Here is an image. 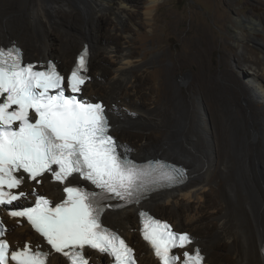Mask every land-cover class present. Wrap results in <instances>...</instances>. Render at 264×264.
<instances>
[{
  "label": "bare ground",
  "instance_id": "1",
  "mask_svg": "<svg viewBox=\"0 0 264 264\" xmlns=\"http://www.w3.org/2000/svg\"><path fill=\"white\" fill-rule=\"evenodd\" d=\"M161 1L63 0L60 4L59 0H7L6 6L0 12V42L14 38L19 43L13 41L10 45L20 46L25 57L36 54L41 59L33 60L41 62L54 58L61 62L63 68H71L78 52L88 44L97 70L93 73V69H90L92 81L85 84L83 96L92 100L93 96H101L95 101L103 100L108 105L106 111L113 125V134H123L135 129L148 137L149 133H145V130L158 125L162 120V107H166L173 99L172 71L159 63L152 73L146 71L140 75L135 70L142 66L143 60L136 63L128 48L117 51V42L105 37L109 20H114L112 22L116 23L118 31H127L132 27L125 26L126 23L131 22L137 27L140 21L136 16L142 13L148 24L154 27ZM76 8L82 12L79 16H74ZM17 9L26 16V27L19 28L7 18ZM103 13L108 14L104 16ZM261 22L253 17L249 18L250 30L256 31V25L262 27ZM54 23L62 31L57 46L49 36ZM237 29L236 35L238 41H241L244 31ZM154 36L155 33L152 37ZM182 41L188 48L182 58L187 65H198V71L190 86L196 92L194 97L198 100V107L195 112H189L188 116L193 114L195 125L202 128L203 136L194 139L195 135L183 131L185 120H178L175 130L168 134V141L163 146H149V140L137 145L126 138H118L117 142L122 146L121 152H131L137 157L146 153L162 152L171 160L184 162L183 165L190 172L189 179L179 187L166 188L152 194L139 207L108 212L105 215L106 222L131 237V227L134 222H138L139 209L144 207L155 209L156 205L163 204L171 208L172 223L177 226V230L197 229L201 218L208 215L216 219L218 226L212 230L211 235L199 236L203 243L201 240L198 243L206 251L221 247L215 241L223 240L226 244L223 249L231 255L232 264H264V147L258 145L259 138L264 141V63L255 56H249L243 59L244 66L238 64L237 72L225 66L220 73H215L207 67L211 48L209 32L204 29ZM101 51L106 54L107 62H114L112 71L97 63L103 57L99 55ZM99 67L105 71L106 77L99 71ZM139 76L142 80L137 79ZM188 76L189 72L182 80H186ZM145 78H150L157 85L155 106H148L143 92L139 90L142 87L139 81L145 83ZM238 96H244L246 110L237 103ZM253 101L260 104L258 109L262 111L257 116V121L254 120L251 109ZM236 110L247 128V134L243 137L245 146L241 148L236 144L237 129L240 127L233 125ZM146 157L166 159L151 155ZM43 183L40 190L51 198L62 194L59 184H52L48 177H44ZM216 183L218 185H214ZM130 216H134L136 221L130 220ZM12 229L13 240L26 238L23 234L30 231L27 225ZM148 252L142 260L148 259L154 264L157 263L152 253ZM56 263L66 264L60 256L53 257L52 264Z\"/></svg>",
  "mask_w": 264,
  "mask_h": 264
},
{
  "label": "snow or ice",
  "instance_id": "2",
  "mask_svg": "<svg viewBox=\"0 0 264 264\" xmlns=\"http://www.w3.org/2000/svg\"><path fill=\"white\" fill-rule=\"evenodd\" d=\"M88 54L85 48L66 80L54 63L38 70L24 62L20 48L0 47V207L20 202L9 215L26 218L70 264H89L86 248L110 257L111 264H136L134 250L103 220L108 208L121 205L106 202H139L150 187L182 182L185 170L159 161L139 165L119 150L105 104L78 95L90 79ZM45 173L61 184L82 179L98 191L66 185V198L53 204L22 190L27 180ZM30 195L34 206L26 207ZM141 216L143 237L161 264H204L198 242L187 232L173 231L147 213ZM6 232L0 220V264H47L48 252L29 244L13 248ZM174 249L183 251L174 254Z\"/></svg>",
  "mask_w": 264,
  "mask_h": 264
},
{
  "label": "rangeland",
  "instance_id": "3",
  "mask_svg": "<svg viewBox=\"0 0 264 264\" xmlns=\"http://www.w3.org/2000/svg\"><path fill=\"white\" fill-rule=\"evenodd\" d=\"M62 1L63 0H59L60 4H62ZM6 2L7 0H0V12L6 6ZM75 12L74 16H79L80 13H82L78 8H76ZM107 14L108 13H103L104 16ZM251 17L262 21V27L256 25L257 30L251 31L250 24H248L249 18ZM7 18H9V21L18 25L19 28L26 27L27 18L20 9L11 13L10 16L8 15ZM136 18L140 21V23H138L139 27L137 26V28L129 22V24L126 23L125 26L130 25L132 28L127 31H118L115 27L116 23L112 22L114 20H109V23L107 24L108 31L106 32L105 38H111L117 42V51L128 48L133 54L132 59L136 61V63L143 60L142 66H138L135 70V72L140 73V75L146 71L152 73L157 66L163 63L166 68L172 71L171 79L174 96L170 104H166V107H162V120L159 121L158 125L156 127L150 126L147 130H145V133H149L148 137L143 136L142 133H139V130L135 129L128 130V132L123 134L120 132H114V135L117 139L119 138L121 140L124 138L127 140L131 139L130 141L134 145L149 140V146H163L168 141V134L175 130L178 120H185L183 121V123L186 124L185 130H181L195 135L194 139L202 137L203 130L201 127L195 125V119L192 118L194 117L193 114L192 116H188L189 112H195L196 107H198V100L194 97V93L196 92L190 89L191 83L194 80V75L198 71V65H187L185 60L182 58L185 51L188 50L187 46H184L182 40L184 38L191 37L192 35H196L198 31L200 32L204 29L209 32L211 48L208 53L207 67L215 73H220L225 66L229 67L231 71L237 72L238 66H244L245 64L242 62L243 59L249 56H255L261 63H264V0H162L156 12L154 27L148 24L143 13L142 15L136 16ZM237 28L244 31L241 41H238L236 35V32H238ZM61 32L62 31H60L59 26L55 23L53 24L51 31H49L50 40H53V43L56 46L58 38L62 35ZM154 33L155 36L153 38L152 36ZM101 34L104 35L105 33ZM255 38L258 40H255ZM13 41L19 43L13 38L10 41L7 40L3 43L0 42V44L8 46L13 43ZM21 46L24 48L23 45ZM99 55H102L103 57L99 58L97 63L103 68H106L108 71H112V63L114 62H107L105 58L106 54L102 51ZM33 58L41 59V57L36 54L33 56H26L27 60H33ZM93 59L94 58H92L91 54L90 69L92 68L94 73L97 70V67L96 64H94L95 59ZM92 60L93 64L91 65ZM58 65L61 70L67 71L69 68V66L63 68L60 61H58ZM100 69L101 67H99V71H102L106 77L107 75L105 71ZM187 72H189L188 78L186 80H182ZM91 77L93 76L91 75ZM137 79L142 80L140 76ZM146 79L147 78L143 79V82L145 83L139 81L142 85L139 90L143 92L142 95L146 99V101L144 100L145 103H147L148 106H155L157 85L150 78H148L147 81ZM222 81L226 82L225 80ZM230 83L231 82H228L229 85ZM231 85L234 86L232 83ZM92 98L95 100L97 98H101V96L97 95ZM236 101L240 106L245 108L246 101L244 96H238ZM161 102L162 101H160V103ZM121 106L122 103L120 104V107ZM258 106H260V104L253 101L251 109L254 120L256 121L257 116H260L262 113V111H259ZM233 125L237 128L240 127V129H237L238 136L236 144L238 148H241L242 146H245L243 137L247 134V128L244 125L243 118L238 116L237 110L233 116ZM136 133L139 135H134ZM258 145L261 148L264 147V141L262 138L258 139ZM160 151H162V149ZM122 153L140 161L145 160L147 155H151L152 157L168 158V160H171L170 157L166 156L162 152H158L157 154L146 153L140 157H137L131 152ZM171 161L184 166V162L179 160L172 159ZM214 185H218V183ZM42 187L43 186H40L39 189H42ZM57 195L60 196L59 198L62 197L61 194ZM58 196L55 195L52 198L56 201L58 200ZM142 209L173 222L171 217L173 215L171 213V208H167L166 206H163V204L156 205L155 209H147L145 207ZM129 219L135 220L134 216H130ZM136 223L137 222H134L131 227V237L126 234L125 236L131 241V243L135 244L138 250V255L142 260L143 253L139 249V243L134 240V238L138 236ZM199 223L200 225L197 229L196 227L192 228V231H189L187 228H181L180 230L190 232L193 239H195V242H199L201 240V243H203L201 237L206 234L211 235L213 233L212 230L217 228L218 225L216 219L208 215L201 218ZM11 227H17L16 223L12 222ZM12 228L9 232V239H12L11 236L14 233V229ZM27 234L28 233L23 235L25 236ZM215 242H217V244H221V247L213 248L210 252L206 251V249L203 248L204 246L199 243H196L195 245H200L203 250L205 249L204 252H206L208 261L211 264H232L231 255L223 249L225 247L224 245H226L224 241L216 240Z\"/></svg>",
  "mask_w": 264,
  "mask_h": 264
},
{
  "label": "trees",
  "instance_id": "4",
  "mask_svg": "<svg viewBox=\"0 0 264 264\" xmlns=\"http://www.w3.org/2000/svg\"><path fill=\"white\" fill-rule=\"evenodd\" d=\"M34 235L35 234L32 231H28V234L27 235H25V236L23 235L26 238H23V239L19 238L18 240H14V241H16L18 244H23L28 238H30V237L35 238ZM135 240H137V238Z\"/></svg>",
  "mask_w": 264,
  "mask_h": 264
},
{
  "label": "flooded vegetation",
  "instance_id": "5",
  "mask_svg": "<svg viewBox=\"0 0 264 264\" xmlns=\"http://www.w3.org/2000/svg\"><path fill=\"white\" fill-rule=\"evenodd\" d=\"M71 63H72V61H71ZM71 63H70V64H71Z\"/></svg>",
  "mask_w": 264,
  "mask_h": 264
},
{
  "label": "water",
  "instance_id": "6",
  "mask_svg": "<svg viewBox=\"0 0 264 264\" xmlns=\"http://www.w3.org/2000/svg\"><path fill=\"white\" fill-rule=\"evenodd\" d=\"M113 134V133H112Z\"/></svg>",
  "mask_w": 264,
  "mask_h": 264
}]
</instances>
